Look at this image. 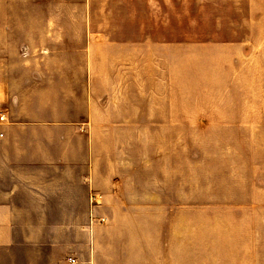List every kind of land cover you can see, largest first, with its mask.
I'll list each match as a JSON object with an SVG mask.
<instances>
[{
	"label": "crops",
	"instance_id": "0c3cea01",
	"mask_svg": "<svg viewBox=\"0 0 264 264\" xmlns=\"http://www.w3.org/2000/svg\"><path fill=\"white\" fill-rule=\"evenodd\" d=\"M84 1L0 0V264H171L170 38L109 40Z\"/></svg>",
	"mask_w": 264,
	"mask_h": 264
},
{
	"label": "rangeland",
	"instance_id": "374dc122",
	"mask_svg": "<svg viewBox=\"0 0 264 264\" xmlns=\"http://www.w3.org/2000/svg\"><path fill=\"white\" fill-rule=\"evenodd\" d=\"M40 1L27 13L87 12L84 0ZM90 10L109 40L134 27L140 40L170 38L171 126L154 145L171 264H264V0H91Z\"/></svg>",
	"mask_w": 264,
	"mask_h": 264
},
{
	"label": "built area",
	"instance_id": "2783aa9c",
	"mask_svg": "<svg viewBox=\"0 0 264 264\" xmlns=\"http://www.w3.org/2000/svg\"><path fill=\"white\" fill-rule=\"evenodd\" d=\"M5 117L4 116H1L0 117V120L4 121Z\"/></svg>",
	"mask_w": 264,
	"mask_h": 264
}]
</instances>
